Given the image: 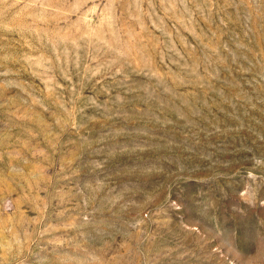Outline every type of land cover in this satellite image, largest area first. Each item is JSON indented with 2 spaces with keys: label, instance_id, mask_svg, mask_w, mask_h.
I'll use <instances>...</instances> for the list:
<instances>
[{
  "label": "rangeland",
  "instance_id": "rangeland-1",
  "mask_svg": "<svg viewBox=\"0 0 264 264\" xmlns=\"http://www.w3.org/2000/svg\"><path fill=\"white\" fill-rule=\"evenodd\" d=\"M0 264H264V0H0Z\"/></svg>",
  "mask_w": 264,
  "mask_h": 264
}]
</instances>
